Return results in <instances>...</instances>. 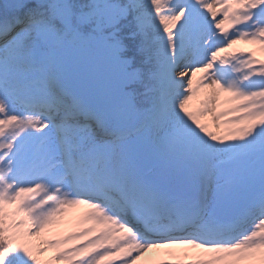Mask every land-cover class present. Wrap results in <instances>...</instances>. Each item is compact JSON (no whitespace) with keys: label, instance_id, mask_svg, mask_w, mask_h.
Masks as SVG:
<instances>
[{"label":"snow or ice","instance_id":"obj_1","mask_svg":"<svg viewBox=\"0 0 264 264\" xmlns=\"http://www.w3.org/2000/svg\"><path fill=\"white\" fill-rule=\"evenodd\" d=\"M0 264H264V0H0Z\"/></svg>","mask_w":264,"mask_h":264},{"label":"rangeland","instance_id":"obj_2","mask_svg":"<svg viewBox=\"0 0 264 264\" xmlns=\"http://www.w3.org/2000/svg\"><path fill=\"white\" fill-rule=\"evenodd\" d=\"M148 255H152V253H149Z\"/></svg>","mask_w":264,"mask_h":264}]
</instances>
